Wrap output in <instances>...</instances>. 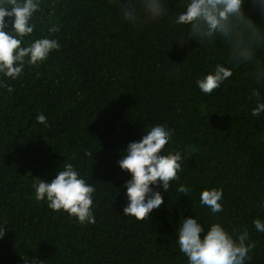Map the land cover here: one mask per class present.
I'll return each instance as SVG.
<instances>
[{
	"label": "trees",
	"instance_id": "16d2710c",
	"mask_svg": "<svg viewBox=\"0 0 264 264\" xmlns=\"http://www.w3.org/2000/svg\"><path fill=\"white\" fill-rule=\"evenodd\" d=\"M162 3L166 15L133 23L129 0H41L21 47L49 38L59 50L16 80L0 74V264H189L178 244L189 217L201 239L217 223L237 240L247 230L245 264H264L253 223L264 222V112L252 115L264 103V0H244L211 39L175 22L189 0ZM217 65L232 76L206 95L198 81ZM156 125L172 132L161 154L179 151L181 171L170 191L151 186L163 204L137 221L124 214L132 176L118 162ZM67 163L95 188L94 224L35 199L37 178L51 183ZM211 189L223 190L220 213L200 202Z\"/></svg>",
	"mask_w": 264,
	"mask_h": 264
},
{
	"label": "clouds",
	"instance_id": "9594fccd",
	"mask_svg": "<svg viewBox=\"0 0 264 264\" xmlns=\"http://www.w3.org/2000/svg\"><path fill=\"white\" fill-rule=\"evenodd\" d=\"M244 0H189L186 11L175 21L180 25H188L191 37L211 39L216 33L227 35L230 17L240 16ZM41 11V0H0V74L12 80L18 79L25 68L39 67L45 62L50 53L59 50L58 40L43 38L21 47L23 38L34 32L32 23L34 15ZM143 13L150 20H156L166 11L162 0H129L123 8V14L129 21L135 23ZM6 17L12 19V31H8ZM59 31L58 26L49 28V32ZM15 33V35L11 33ZM250 54L245 56L249 58ZM232 76L227 68L217 65L214 74L207 75L198 81L199 89L206 95L213 93L220 85ZM9 92L13 88L4 85ZM253 95L259 97V92ZM264 112V103H258L252 110L253 116ZM36 120L46 124V117L40 114ZM172 138V132L162 125H156L147 131L140 142L130 143L126 154L120 160L122 170L131 174L132 179L127 188L128 205L124 208L125 216L134 217L137 221L149 219L150 213L163 204L159 192H152V185H161L165 192L170 191L171 182L179 180L183 157L179 151L162 155V151ZM92 156L91 152L85 153ZM35 199L48 202L50 209L60 212L63 210L70 216L78 218L79 223H95L92 212L93 194L95 188L80 178V174L71 163L64 165L51 183L38 179L34 184ZM179 193L187 196L190 189L184 185L177 188ZM222 189L204 190L200 195L202 205L208 206L212 213L223 211L220 201ZM257 231L264 232V222L255 220ZM204 227L196 218L182 221L178 231V244L181 252L188 257L189 264H245L251 259L248 253L255 247L248 241L245 230L234 239L220 224H214L203 239ZM6 235V230L0 228V239Z\"/></svg>",
	"mask_w": 264,
	"mask_h": 264
}]
</instances>
